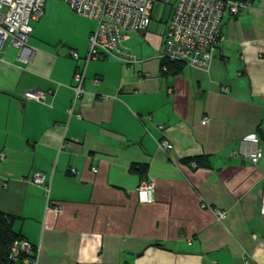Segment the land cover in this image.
I'll list each match as a JSON object with an SVG mask.
<instances>
[{
	"label": "crops",
	"instance_id": "1",
	"mask_svg": "<svg viewBox=\"0 0 264 264\" xmlns=\"http://www.w3.org/2000/svg\"><path fill=\"white\" fill-rule=\"evenodd\" d=\"M81 19L72 46L32 25L28 63L0 49V212L37 264H264V10L227 15L210 66L178 74L162 67L168 25L129 32L137 62L88 63L76 102L96 27ZM31 90L47 98L25 99ZM252 133L258 146L242 141ZM257 147L254 165L244 153ZM35 173L48 191L30 182ZM144 181L156 186L152 204L139 201Z\"/></svg>",
	"mask_w": 264,
	"mask_h": 264
},
{
	"label": "built area",
	"instance_id": "2",
	"mask_svg": "<svg viewBox=\"0 0 264 264\" xmlns=\"http://www.w3.org/2000/svg\"><path fill=\"white\" fill-rule=\"evenodd\" d=\"M77 15L96 23L89 37L88 53L85 65L74 76L75 101L85 94L84 82L87 64L92 61L115 58L126 65H133L136 58L124 48L129 32L146 34L152 23V10L160 2L173 4V13L163 38L162 61L180 62L192 68L206 69L213 61L223 38V22L227 15L238 16L243 10L260 7L264 10V0L254 2L232 0H63ZM45 0H0V49L6 43L19 50V60L28 63L36 50L28 46L34 28L32 21H38L44 11ZM75 60L80 57L71 53ZM98 83V80L95 81ZM48 93L31 90L24 94L25 99L43 102ZM104 99H106L104 97ZM208 118L204 122H208ZM163 130V127H160ZM242 141L259 145L256 133L244 136ZM165 151L173 149L166 140L160 142ZM252 164L257 165L263 158V151L257 147L252 152L244 153ZM3 159V156H2ZM94 172H97L94 170ZM30 182L45 186L46 177L35 173ZM142 204L155 202L156 186L154 182L144 181L137 189ZM217 219L222 221L227 213L215 210ZM264 215V198L262 203ZM33 246L26 240H18L13 247L12 260L17 261L22 255H31ZM25 264H37L36 258H28Z\"/></svg>",
	"mask_w": 264,
	"mask_h": 264
},
{
	"label": "rangeland",
	"instance_id": "3",
	"mask_svg": "<svg viewBox=\"0 0 264 264\" xmlns=\"http://www.w3.org/2000/svg\"><path fill=\"white\" fill-rule=\"evenodd\" d=\"M173 4V1L170 4L160 2L154 6L151 28L162 30L168 25L173 13ZM32 25L36 30L43 31L45 34L49 33L52 36L57 34L63 37L69 45H71L70 42H75L81 36L83 29L86 28V22L73 12L63 0H46L44 15L39 22L32 21ZM30 43L31 40L28 46H31ZM9 45L7 43L6 49L14 51L15 49Z\"/></svg>",
	"mask_w": 264,
	"mask_h": 264
},
{
	"label": "trees",
	"instance_id": "4",
	"mask_svg": "<svg viewBox=\"0 0 264 264\" xmlns=\"http://www.w3.org/2000/svg\"><path fill=\"white\" fill-rule=\"evenodd\" d=\"M236 1V0H232ZM243 2H254L255 0H240ZM162 67H167L168 70L174 69V74H178L183 70L184 63L180 62H168L163 60ZM205 160L204 162L202 160ZM193 161L198 167H209V159L205 157H195L189 159ZM15 218L13 216L6 215L0 212V264H25V260L29 257L36 258L35 250L31 255H22L17 261L12 260V252L14 244L18 240H25L21 235L14 229Z\"/></svg>",
	"mask_w": 264,
	"mask_h": 264
}]
</instances>
